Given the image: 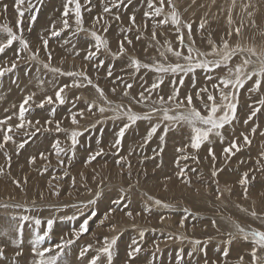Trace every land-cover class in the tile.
Wrapping results in <instances>:
<instances>
[{
  "label": "rangeland",
  "instance_id": "1",
  "mask_svg": "<svg viewBox=\"0 0 264 264\" xmlns=\"http://www.w3.org/2000/svg\"><path fill=\"white\" fill-rule=\"evenodd\" d=\"M33 2L35 3L36 0ZM63 2L64 0H43L34 23H29L26 13L22 25L24 37L29 41L33 51L39 49L38 59H27L31 53L25 52L22 54L24 58L19 61L14 72L0 77V119L12 115L13 119L10 123H18L16 114H18L20 103L27 95L35 93V103L30 102L26 105L29 111L25 116L27 120L33 121L34 125L35 121H40V124L35 127L26 125L28 133L34 132L35 128H40L35 135L15 133L16 144L9 142L6 145V150L12 156L11 168L7 166L3 151H0V167L4 168L3 173L0 174V205L10 206L0 207V231L7 227L9 217L12 215H28L38 217L42 221L55 219L51 238L45 241L44 246L54 245L60 241L61 237H71L73 232L79 229L83 220L88 218L91 211H95L96 216L89 220V232L83 234L65 250V254L61 257V264H88L94 255L95 248L101 246L103 238L111 239L114 236L118 239L113 264H125L127 252L133 246L134 239L140 243L142 251L132 264H178L181 249H183V264H205L206 259L208 264H212L213 261L219 262L225 259L220 251L225 247L229 248L227 264H240L241 256H243V264H251L249 255L251 244L242 239L234 225L239 223L246 230L250 228L264 230V224L250 215L252 211H255L258 216H264V172H249L248 199H244L243 188L239 184L242 174L256 167V160L260 152L264 151V136L261 135V132H264V109L252 121L244 123L251 111L249 105L258 106L256 102L264 98V89L261 93H250L248 88L251 82H249L239 90L237 120L233 122L232 127L226 126L223 143L218 138H212L211 146L217 157L215 161L208 155L207 143L198 152L191 147H188L184 153L177 151L190 143V132L186 126H176L170 130L162 145L163 152H160L159 136L162 134L164 125H161V129L151 141H146L151 125L147 121H138L127 130L121 145L116 147L114 146L116 133L123 126L126 118L113 120L111 117L114 114L111 111L103 114L97 109H93L91 113L86 111L87 103L93 100H96L98 104L103 103L98 99L95 88L87 85L86 81L80 79V82L85 85L83 87L65 89L62 95H65L66 102L63 105L56 102L52 105L45 104L43 108L38 107L39 102L46 96L51 95L55 99V91L59 87L73 83V78L54 74L44 68L41 62H47V52L50 51L53 57L52 66L60 67L64 71L83 70L115 104H131L136 112H148L152 101L157 99V92L149 93L146 89L156 79V75L143 69L140 73H135L128 67L129 58H138L145 63H151L154 59L160 60L159 52L167 47V42L170 41L174 48L177 47L179 43L176 38L177 33L173 26L161 25L155 29L159 44L152 39L151 33L155 21L143 16V13L148 10L145 0H132L131 4H126L120 9H113L112 14L103 13L104 5L110 4V0H93L91 12L84 13V27L90 32L93 27V17L103 15L104 19H108L111 24L108 32H101L100 25H96L95 28L108 39L112 52L118 50V41L123 39L124 35L132 39L133 44H125L127 49L125 56L113 59L108 52L101 51L96 59L88 60L85 58L88 51H94L90 34L73 35V25V28L61 32L60 36H51L53 23L57 29L61 27ZM81 2L84 3V0ZM0 3L8 4L7 15L0 14V25L7 23L16 30L17 14L13 7L14 0H0ZM173 3L183 20L194 22L193 36L187 37L185 31V48L189 39H195V47L202 52H208L212 47L208 43L209 40L220 44L222 38H228L227 32L230 29L234 31L242 23L241 35L237 37L233 34L229 38L231 46L234 47L239 43L243 47H254L258 54L264 52V0H236L235 8H232V0H215V2L195 0V3L192 0H173ZM248 3H251L252 7L245 11L244 5ZM230 10L234 21L232 25L228 24ZM169 11L170 8L166 6L165 13ZM248 12H252L253 15L249 17ZM117 13L121 15L119 22L114 19ZM133 13L136 15L137 25L140 26L139 40L136 39L135 28L132 32H120L121 27H128V17ZM201 20H206L207 23L204 30L198 31ZM144 22H147V29L143 27ZM3 35L0 33V38H3ZM43 39H48L47 50L43 48ZM17 48L18 44L14 43L4 54H0V62L10 61L13 58V49ZM168 57L170 62H175V57L170 53ZM100 60L104 63L97 67ZM239 61V56L233 59V63ZM109 68L112 69V76L107 74ZM217 74L223 75L224 70H218ZM191 76L192 74L184 77V85L180 87V97L182 99L185 93L191 92L195 102V92L205 85L211 91L212 82L205 80L202 70H197L194 74L196 84L192 87ZM169 79L171 77H165L164 84L158 90L159 94L167 96L171 92L172 85ZM125 84H132V88L126 89ZM112 89H115V92ZM125 91L129 92L128 96L123 95ZM142 91L146 96H150V99L138 104L131 98H138ZM196 106L202 107L198 103ZM53 108L54 115L51 114ZM82 110L83 118L77 117L79 125H72L70 114ZM155 115L159 117L160 114ZM48 119L53 120L52 125L45 123ZM55 121H60L62 128L68 130L75 128L83 132V135L78 138L79 143L76 145L75 155L71 158L70 165L68 156L61 157L65 160L63 166L57 164L52 148L54 141L59 139L61 146L65 148H68L71 142L67 133H58L54 130ZM155 122L154 119L152 123ZM253 127H257L254 135L251 133ZM47 128L52 130L46 131ZM241 133L249 135L251 145L243 146ZM234 138H238L237 143L241 145V150L230 160H225L222 154L223 148ZM24 140L28 141L24 148H18L17 145ZM0 142H2V133H0ZM100 149H103V153L88 163V157ZM41 152L48 155L50 164L39 158ZM185 154L198 156L199 162L191 158L182 159L181 157ZM32 156L37 157L35 164L29 163ZM178 159L180 168H185L186 175L191 179L190 186L182 183V178L177 176L180 170L176 164ZM117 161L120 162L117 163ZM261 162L264 163V161ZM46 164L47 171L44 170ZM213 167L223 168L218 177H212ZM191 169L196 171L193 172ZM65 172L68 175H65ZM253 174H255V180H252ZM25 177H27L26 184ZM14 179L21 182L22 189L13 183ZM216 180H219L218 186L223 192L220 199H217ZM49 182L53 187L49 186ZM53 188L59 191L58 196L53 194ZM155 199L171 207L155 205ZM89 200H95L96 203L88 205L87 208L74 207V205L87 204ZM118 200L121 202L120 205L115 203ZM112 208L117 210L111 212ZM242 208L247 211H242ZM129 211L133 214L132 218L126 215ZM106 214L107 219H105ZM73 216L75 219H68ZM161 217L164 218L163 222ZM101 220L104 221L103 224L100 223ZM182 220L184 227L180 226ZM213 220L216 222L215 226L212 224ZM112 225H115L114 230L111 229ZM43 230H45L44 225L41 226V231ZM141 230L145 232L142 240L139 237ZM229 232L236 236L231 246L225 243L229 239ZM181 235L186 238L181 240L179 238ZM34 236V225L31 221L27 222L23 229L24 255L21 258L14 257L15 245L10 244L5 249L9 261L15 258L20 259L21 264H29L30 240ZM12 238H15L14 234ZM6 239L8 237L0 236V240ZM193 240L202 241L200 247L205 251L193 252L191 243ZM88 244H93L94 248L81 259L79 252ZM157 244L158 251L155 247Z\"/></svg>",
  "mask_w": 264,
  "mask_h": 264
},
{
  "label": "snow or ice",
  "instance_id": "2",
  "mask_svg": "<svg viewBox=\"0 0 264 264\" xmlns=\"http://www.w3.org/2000/svg\"><path fill=\"white\" fill-rule=\"evenodd\" d=\"M132 0H110V4L106 3L103 7L104 14H112L113 9H120L126 4H131ZM147 4V11L143 13V16L148 17L155 21L153 24V31L151 33L152 39L156 40L157 33L155 31L161 25H171L173 26L175 32L177 33V40L179 41L177 47H173L172 43L167 42V47L163 51L159 52L160 60H153L151 63L142 62L138 58L130 57L128 67L132 68L135 73H140L141 70L146 72H152L156 75V79L151 83L150 87L146 89L147 92H157V99L153 100L151 107L148 112H136L132 109L131 104H115L113 101L109 100L105 95L104 90L99 87L98 84H94L93 80L87 76L86 72L83 70L79 71H64L60 67H54L51 64L52 53L47 52V62L43 63L44 68L48 69L54 74L61 76H67L73 78V83L71 85L64 84L55 91V99L53 96H46L38 104V107L43 108L45 104L52 105L56 102L63 105L66 102L65 89L70 87H83L85 86L80 82V79L86 81L87 85H91L95 88L98 93V99L103 101L102 104H98L96 100L87 103L86 111L91 113L93 109H97L99 113L103 114L105 112L111 111L114 115L111 117L113 120L125 119L123 126L120 127L119 131L116 133V139L114 141V146L119 147L127 130L133 125L137 124L138 121H147L150 123V129L145 138L146 141H151L152 137L161 129V125L164 127L162 129V134L159 136L161 142L160 152H163L162 145L165 142V137L167 133L176 126H186L190 132V143L185 145V148L177 149L178 152L184 153L188 147L196 150L197 152L201 147L207 143L209 145L207 151L209 157L213 161L217 159L214 149L212 148L213 137L218 138L221 143L225 140V128L226 126H233V122L237 120V110L239 105V90L243 89L246 84L249 85L248 91L250 93H261L264 89V52L257 53L254 47H243L237 43L234 47L231 46L229 38L235 34L237 37L241 35L243 24L236 27L233 30L227 32L228 38H222L220 44H215L213 41L209 40L208 43L212 45L211 50L208 52H202L199 48L195 47V39H189L187 47L185 48V31L187 32V37L193 36V23L185 21L182 19L180 12L177 10L173 0H145ZM195 3V0H192ZM215 2V0H213ZM93 0H84V3L81 0H64L63 2V11L61 13L59 29L56 28L55 23H53L51 28V36L58 37L61 32H64L70 28H73V35H78L79 33L90 34L92 38V47L94 51H88L87 56L85 57L88 60L96 59L98 54L103 52H108L113 59L125 56L127 54V49L125 44L132 45L133 40L128 38L127 35H124L123 39L118 41V50L112 52L108 39L101 35L95 28L96 25H100V31L107 33L109 27H111L110 21L104 19L103 15H98L93 17L92 20V30L89 32V29L84 27L85 12H91V5ZM43 4V0H36L34 3L33 0H14V11L17 14L16 19V30L13 27L9 26L7 23L0 25V33H3V38H0V54H4L7 49L11 48L14 43L18 44L17 49H13V58L10 61L0 62V77H4L7 73H12L17 68V65L21 59H23V53L29 52L31 55L27 57L29 60H37L39 49L35 51L32 50L30 43L24 37V18L26 13L28 14L29 23H34L37 20V14L40 11V5ZM169 7L170 11L165 13V7ZM236 0H232V8H235ZM252 4L248 3L244 5L245 11L248 8H251ZM8 4L0 3V14L7 15ZM249 17L253 15L252 12L247 13ZM161 18V19H157ZM115 21H121V15L119 13L114 16ZM70 21H72L70 23ZM129 25L127 28L121 27V33L132 32L135 28L137 30L136 39H140L139 30L140 26L137 25V19L135 13L131 14L128 17ZM207 21L201 20L198 24V31L205 29ZM234 23L231 15V10L228 15V24L232 25ZM253 26L255 22L253 21ZM143 27L147 29V22H144ZM48 39L42 40V45L45 50L48 49ZM69 43V41H65ZM156 43L159 44V41L156 40ZM147 51V50H145ZM171 54L175 57V62H170L168 54ZM78 54V53H77ZM213 57L209 59L208 57ZM239 56L240 61L233 63V59ZM255 57V59H253ZM62 62V61H61ZM104 61L100 60L97 67L103 65ZM224 70L223 75H219L218 70ZM197 70H202L205 74V80L211 81V91L207 85L200 87L195 92V102L194 96L191 92L185 93L184 97H180V87L184 85V77L191 76L192 87H195L196 81L194 74ZM108 76H112V69L109 68L107 72ZM165 77H171L169 83L172 85L171 92L165 96L159 94L160 86L164 84ZM43 84V81H41ZM125 88L130 90L132 84H125ZM115 92V89H112ZM218 94V96H217ZM124 96H128L129 92L125 91ZM35 93L27 95L19 105L18 123L12 124L13 116H6L4 119H0V133H2V142H0V151H3V155L6 157L7 166L11 168L12 156L6 150V145L11 142L16 144L14 139L15 133L23 132L24 135H35V132H39L40 128H35V131L28 133L26 125L28 127H35L39 125L40 121H33L26 119V112L29 111V108L26 105H29L30 102L35 103L34 100ZM136 103H144L150 99V96H146L145 92L142 91L139 93L138 98L132 97ZM219 99V102L217 100ZM200 104L202 107L198 108L196 105ZM255 105H249L251 111L247 118L244 120V123L247 124L249 121H252L258 113L264 109V98L259 99ZM159 113V117H156L155 114ZM51 114H55V109L51 110ZM78 116L83 118L84 111L72 112L70 114V122L72 125H79ZM156 120L155 123H152L153 120ZM46 124L52 125L53 120L48 119L45 121ZM258 127V126H257ZM257 127L251 129V133L254 135L257 131ZM46 131H51V128L45 129ZM56 132H65L68 134V139L70 140V146L68 148L61 146V141L59 139L55 140L52 148L54 155L57 159V164L63 166L65 160L61 158L62 156H68V163L70 165L71 158L75 155L76 145L79 143L78 138L83 135V132L78 129L68 130L61 127L60 121H55ZM234 130V129H233ZM261 135L264 136V132H261ZM243 137V146L251 145L252 141L249 138V135L241 133ZM238 138H234L229 141L228 145L223 148V156L225 160H230L232 156H235L237 152L241 150V145L237 143ZM27 140L22 141L17 145L18 148H24ZM103 153V149H100L95 154L88 157V163H91L93 160L100 156ZM71 154V155H69ZM39 158L50 164L48 160V155L41 152ZM184 160L193 159L199 162L198 156H189L187 154L181 157ZM123 159V158H121ZM37 160L36 156H32L29 159L30 164H35ZM264 151L260 152L259 157L256 160V167L246 171L242 174L241 179L239 180L240 186L243 188V197L248 199V186L250 184L249 172L255 173L257 171L264 172ZM120 161H117L119 163ZM243 163V161H241ZM177 167L180 169L177 173V176L181 179L182 183L191 185V179L186 175V169L180 168L179 159L176 161ZM47 164L44 166V170L47 171ZM129 168L131 165H128ZM4 171L3 167H0V174ZM195 172L196 169H191ZM223 171V168L216 169L213 167L211 172L212 177H218L219 173ZM65 175H68L65 172ZM130 175V174H129ZM255 174L252 175V180H255ZM13 183L22 189L21 182L14 179ZM24 183H27V177L24 178ZM74 183V180H73ZM217 184L216 193L217 199H220L223 196V192L219 189V180H216ZM49 186L51 182H49ZM230 191V189H229ZM53 194L59 195V191L53 188ZM70 194V193H69ZM99 195V194H97ZM35 203V201H33ZM95 200H89L87 204H81L78 208H87L88 205L95 204ZM117 205H120V201L115 202ZM154 204L162 206L164 208L171 207L169 204L163 203L159 199L154 200ZM0 207L8 208L10 207L7 204L0 205ZM16 207H20L16 205ZM117 209L112 208L110 211L115 212ZM242 211H247V209H241ZM151 211V209H148ZM187 212V209H185ZM83 215V213H81ZM126 215L129 218H132V212H126ZM192 215V213H188ZM250 215L254 219H258L261 224H264V216H258L255 211H252ZM96 216L95 211H91V214L88 218L84 219L80 224L79 229L75 230L71 237L65 238L61 237L58 243L54 245L44 246L45 241L51 238L53 231V225L55 224V219H48L47 221H42L38 217H30L28 215L15 216L12 215L9 217V223L7 227L0 231V236L8 237L6 240H0V264H21L20 259H12L9 261V258L6 254L5 249L10 245H15L14 248V257L21 258L24 255L23 251V229L27 222H32L35 229V236L30 240V254L31 260L29 264H61V257L65 254V250L68 249L71 245L75 243L76 240H79L80 237L89 232V220ZM107 214L105 219H107ZM68 219H75V216L68 217ZM163 217H161V222H163ZM101 224L104 223L103 220L100 221ZM213 226H215V220L212 221ZM45 226V230L41 231V226ZM180 226L184 227V221L180 222ZM235 228L237 232L241 235L244 241H248L251 244V251L249 253L251 257V264H264V230L257 228L245 229L239 223H236ZM111 229H115V225L111 226ZM14 234L15 238H12ZM145 236V232L141 230L139 232V237L142 240ZM229 239L225 241L228 246H231L233 241L236 239V236L231 232L228 233ZM181 240L185 239L183 235L179 237ZM118 237L114 236L111 239L104 237L101 243V246L95 248L94 255L88 261V264H113V258L115 255V247L117 244ZM211 239V238H209ZM193 245V252L205 251L204 248L200 247L202 241L193 240L191 241ZM132 247L127 252V260L125 264H132V261L135 260L136 256L141 253L142 247L137 240L132 241ZM157 251L159 250V245H155ZM94 248L93 244H88L83 247L79 252V257L84 258L85 254ZM222 256L225 258L222 261L216 262L213 261L212 264H227V257L229 256V248L225 247L220 250ZM259 253V255H258ZM178 264H183V249L180 250V256L178 257ZM205 264H208V260H205ZM240 264H243V256L240 257Z\"/></svg>",
  "mask_w": 264,
  "mask_h": 264
},
{
  "label": "bare ground",
  "instance_id": "3",
  "mask_svg": "<svg viewBox=\"0 0 264 264\" xmlns=\"http://www.w3.org/2000/svg\"><path fill=\"white\" fill-rule=\"evenodd\" d=\"M227 184V183H226ZM231 186V185H230ZM236 186V185H235Z\"/></svg>",
  "mask_w": 264,
  "mask_h": 264
}]
</instances>
